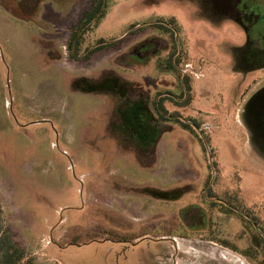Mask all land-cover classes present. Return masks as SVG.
<instances>
[{"label":"rangeland","instance_id":"obj_1","mask_svg":"<svg viewBox=\"0 0 264 264\" xmlns=\"http://www.w3.org/2000/svg\"><path fill=\"white\" fill-rule=\"evenodd\" d=\"M92 3L0 0V237L20 264H260L264 35L229 0H103L80 51L110 46L75 61Z\"/></svg>","mask_w":264,"mask_h":264},{"label":"trees","instance_id":"obj_2","mask_svg":"<svg viewBox=\"0 0 264 264\" xmlns=\"http://www.w3.org/2000/svg\"><path fill=\"white\" fill-rule=\"evenodd\" d=\"M102 8H103V0H93L92 7L88 11L85 12L79 24L75 26V28L73 29V36L68 42L69 56L72 59H75V60L88 59L91 54L110 46L109 44H106V45L97 44L92 50H90L89 52H86L85 54H82L80 51L82 42H84L83 34L89 29L90 21L100 14ZM174 55H175V52L171 54V57L173 58ZM162 101L163 100H160V102L154 103V106L156 108V112L160 116V120L164 121L166 120V118L164 117L163 113H167V111L164 109ZM175 123L179 125L183 130L189 131L191 134L196 135L195 130H194L195 125H190L186 122H183L179 118L175 120ZM194 123L197 124V126L199 125V123H196V122ZM231 199L227 200V203L233 205L234 199L232 200ZM234 206L240 209V205L235 203ZM244 212H246L248 216H251V213H249L248 211H244ZM256 223H258V221H256ZM0 244L2 245L7 244L4 252L1 253L0 264H20L22 262L23 256L21 252L16 246L8 242L7 236L0 237ZM221 244L224 245L225 247L230 248L231 250L239 251L238 248L234 244H231L228 241H221ZM240 253L243 254L245 257L251 258L253 260L255 259V255L252 254L251 250H244V251H241ZM260 264H264V260H262Z\"/></svg>","mask_w":264,"mask_h":264},{"label":"flooded vegetation","instance_id":"obj_3","mask_svg":"<svg viewBox=\"0 0 264 264\" xmlns=\"http://www.w3.org/2000/svg\"><path fill=\"white\" fill-rule=\"evenodd\" d=\"M229 3L230 11L220 7L221 11H226L224 12V15L227 14L228 18H230L232 21L241 24L242 27H244L245 31L248 33V35L251 36V38H263L264 0H229ZM216 13H218V11ZM249 68L254 70L256 68V65H252ZM231 209L236 212L239 211L234 207H232Z\"/></svg>","mask_w":264,"mask_h":264},{"label":"bare ground","instance_id":"obj_4","mask_svg":"<svg viewBox=\"0 0 264 264\" xmlns=\"http://www.w3.org/2000/svg\"><path fill=\"white\" fill-rule=\"evenodd\" d=\"M172 240H173V242L175 244V249H178L179 246L181 247L182 243L184 242V239L178 238V237H172ZM168 244H169V242H163V245H168ZM168 252H170V251H168ZM185 255H188V256H185L184 260L185 261H189V262H183V264H194V263H197V259L199 258V255H197V253L190 252V253H187ZM167 258H169V256ZM172 259L174 261L171 260V262L174 263V264H177V258L174 256Z\"/></svg>","mask_w":264,"mask_h":264},{"label":"crops","instance_id":"obj_5","mask_svg":"<svg viewBox=\"0 0 264 264\" xmlns=\"http://www.w3.org/2000/svg\"><path fill=\"white\" fill-rule=\"evenodd\" d=\"M81 19H82V18H81ZM81 19H80V20H81ZM78 24H79V23H78ZM78 24H77V25H78ZM77 25H76V26H77ZM74 28H75V27H74ZM74 28H73V29H74ZM72 32H73V31H72ZM69 57H70V56H69ZM70 58H71V57H70ZM71 59H72V58H71ZM72 60H75V59H72ZM80 60H81V59H80ZM75 61H78V60H75Z\"/></svg>","mask_w":264,"mask_h":264}]
</instances>
